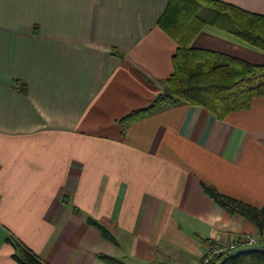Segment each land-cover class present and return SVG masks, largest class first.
<instances>
[{
    "label": "crops",
    "instance_id": "crops-1",
    "mask_svg": "<svg viewBox=\"0 0 264 264\" xmlns=\"http://www.w3.org/2000/svg\"><path fill=\"white\" fill-rule=\"evenodd\" d=\"M222 1L264 14V0ZM167 2L0 0V264H18L9 234L49 264H196L210 242L259 236L201 182L263 204L264 95L223 119L179 102L118 123L172 71ZM190 45L264 63L209 21Z\"/></svg>",
    "mask_w": 264,
    "mask_h": 264
},
{
    "label": "trees",
    "instance_id": "trees-1",
    "mask_svg": "<svg viewBox=\"0 0 264 264\" xmlns=\"http://www.w3.org/2000/svg\"><path fill=\"white\" fill-rule=\"evenodd\" d=\"M207 21L233 30L252 45L264 49V14L222 0H168L158 24L176 42L172 71L164 78L162 90L147 105L131 109L118 119L122 129L179 102L202 106L223 119L231 111L247 109L254 97L264 95V63H251L223 52L190 45V39ZM201 186L229 213L240 214L251 221L259 239L264 242V202L258 207L229 196L212 184L201 182ZM87 222L115 242L97 220L89 217ZM5 241L12 245L11 258L18 264H49L13 235H7ZM229 251L217 254L207 264H264V251L228 256ZM102 258L109 263H119L110 256L102 255Z\"/></svg>",
    "mask_w": 264,
    "mask_h": 264
},
{
    "label": "built area",
    "instance_id": "built-area-1",
    "mask_svg": "<svg viewBox=\"0 0 264 264\" xmlns=\"http://www.w3.org/2000/svg\"><path fill=\"white\" fill-rule=\"evenodd\" d=\"M260 242V240H255L253 239L250 235H245L244 238L240 241H236V244H229L227 246L225 245H221V244H216L211 246L206 250V252L202 255V257L200 258V260L198 261V263L196 264H207L209 262V260L214 257L215 255L229 249L232 250L234 248L240 247V246H244V245H248V244H254V243H258Z\"/></svg>",
    "mask_w": 264,
    "mask_h": 264
},
{
    "label": "water",
    "instance_id": "water-1",
    "mask_svg": "<svg viewBox=\"0 0 264 264\" xmlns=\"http://www.w3.org/2000/svg\"><path fill=\"white\" fill-rule=\"evenodd\" d=\"M249 251H264V242H258L254 244H248L240 246L229 251L228 256H234L239 253L249 252Z\"/></svg>",
    "mask_w": 264,
    "mask_h": 264
},
{
    "label": "rangeland",
    "instance_id": "rangeland-1",
    "mask_svg": "<svg viewBox=\"0 0 264 264\" xmlns=\"http://www.w3.org/2000/svg\"><path fill=\"white\" fill-rule=\"evenodd\" d=\"M162 85H163V83H162ZM118 123H119V122H118ZM119 125H120V124H119ZM120 128H122L121 125H120ZM251 237H252L253 239H255V240H259V236H251ZM260 242H263V241L260 240ZM213 245H215V244L212 243L211 246H213ZM223 252H225V251H223ZM218 255H219V254H218ZM215 256H216V255H215ZM212 258H213V257H212ZM212 258H211V259H212Z\"/></svg>",
    "mask_w": 264,
    "mask_h": 264
}]
</instances>
